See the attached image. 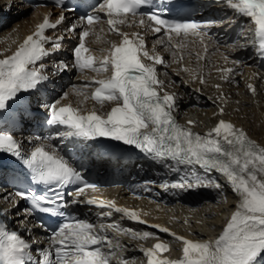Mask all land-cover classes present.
<instances>
[{
	"label": "snow or ice",
	"instance_id": "snow-or-ice-1",
	"mask_svg": "<svg viewBox=\"0 0 264 264\" xmlns=\"http://www.w3.org/2000/svg\"><path fill=\"white\" fill-rule=\"evenodd\" d=\"M212 2L226 4L236 15L248 18V32L252 38H246L239 47L247 49L251 45L256 56L264 59V0ZM171 3L172 0H97L96 4L90 5L91 12L79 17V24L66 28L65 32L76 36L78 43L73 45L72 59L54 62L50 74L56 76L75 69L81 74L89 70L96 75L86 82V88H91L90 94L86 88L73 85V93L84 97L77 106L62 103L68 99V92L43 104L48 112L46 123L56 129L55 137L59 139L90 141L108 138L134 147L161 163L174 161L177 165L191 166L190 178L185 176L180 181L162 184L165 191L169 188L212 187L222 194L224 186L210 174L214 171L225 179L238 200L218 236L210 240H192L171 232L167 227L150 225L179 242L182 254L177 259L163 257L162 254L170 250L169 244L156 237L158 242L152 247L139 246L147 264H264V146L251 139L242 128L224 119L203 135L193 131L194 121L189 120L188 126L178 123L174 115L178 107L176 94L165 91V81L157 72V65L168 66L165 59L155 47L149 51L141 32L122 30V27H140L151 31L157 36L156 43L170 49L177 63L184 58L178 52L187 47V38L196 37L204 52V55L195 53L196 59H205L209 51L206 40H211L207 29L217 21L168 18ZM56 5L62 8V13L55 22L45 16L11 55L0 58V114L20 99V94L38 90L49 81V75L45 74L47 65L41 61L57 53L65 37L53 38L46 32L55 30L65 21L64 11H74L65 0H56ZM99 24H107L108 31L120 39L118 43L111 42L108 49H100L104 54L96 57L86 47V38L94 34ZM46 45L51 47L46 48ZM224 59L227 61L228 57L224 56ZM179 71L190 70L183 68ZM192 71L195 79V70ZM218 71L227 80L233 69ZM200 83H205L202 77ZM248 87L255 91L253 85ZM88 99L99 105V109L95 106L84 108L83 103ZM105 105H111L110 110L105 111ZM223 113L224 109L220 108L219 114ZM53 139L51 135L45 137L27 153L22 150V141L0 130V153L22 160L33 174L35 184L48 186L42 193L27 189L3 197L13 204V208L0 207V264H112L114 259L116 264H129V260L117 255L126 245L119 240L114 242L109 231L127 235L132 240H147L155 234L122 227L115 222L95 224L85 219H67L69 205L86 204L108 210L99 214L101 220L119 213L129 221L146 223L136 210L117 206L115 201L81 199L86 189L97 186L87 181L67 154L53 145ZM197 166L200 172L195 171ZM70 185L76 186L74 191H61ZM66 195L72 198L66 199ZM21 200L29 204L22 212L16 211V215L23 217L19 225L25 232L31 233L28 217L37 211L60 218L61 222L54 229H48L42 221L38 223L50 233L47 248L34 247L38 240L25 238L17 230L8 229L6 218L18 209Z\"/></svg>",
	"mask_w": 264,
	"mask_h": 264
},
{
	"label": "bare ground",
	"instance_id": "bare-ground-1",
	"mask_svg": "<svg viewBox=\"0 0 264 264\" xmlns=\"http://www.w3.org/2000/svg\"><path fill=\"white\" fill-rule=\"evenodd\" d=\"M1 2H4L3 7L11 3L13 5L16 3L18 5L16 7L17 9L19 8L20 10L26 11H28L27 9H31L27 5L15 1L0 0V3ZM3 7L0 8V28L4 24L2 20L4 14L1 12L5 9ZM43 13H45L43 9H33L32 17L29 18L28 23L26 24L23 22L19 24L21 28L20 31H16L14 26L13 28H9V30H4V37L0 38V41L2 40L4 43V45L0 47V53L3 54L0 55V58L11 55L18 45L36 30V26L43 22ZM226 15L229 16L227 19L230 20L231 15L229 13H226ZM1 31L3 32V30H0V33ZM97 32L98 34L89 41L94 49H107L110 40L118 38L114 35L106 34L105 29L102 28H99ZM0 37H2V35ZM64 49L65 47H62V50ZM197 49L198 46H194V50ZM236 50H241L239 45ZM99 51L94 50V56L100 57ZM245 51L246 50H243L241 54V56L245 55V57L240 58L241 62H239L238 65L236 63H228L220 55L214 56L211 53L207 55L205 60L194 63L193 60H197L196 57L189 56L184 50L179 51L178 55L182 53L184 56V63L180 60V62L176 64L177 62H174L172 57L171 66L165 71L167 75L164 73L161 79L165 81V90L176 94L178 100L177 109L182 123L188 126L187 122L189 120L195 122L192 126L193 131L205 134L214 127L220 119H224L242 128L252 138L258 141L261 146H264V72L258 70L259 61L255 59V56L252 54L247 55ZM169 54L171 55V52H169ZM61 60L70 61L66 57H62L57 61ZM57 61L54 60L53 63ZM224 62L226 63L224 64ZM53 63H50L51 68L49 69V67H47L45 73L51 75ZM238 67L239 71L237 72L235 69ZM183 68H188L190 71H179ZM223 68L233 69V72L229 74L227 80L223 79V73L218 71V69ZM192 70H195V79H193ZM178 71L179 74L177 75ZM72 75L73 74H71V76ZM87 76H95V74H89ZM51 77L53 78L54 85H58V81L59 83L61 81H66L67 75H51ZM201 77L205 80L203 84L200 83ZM77 78L79 79L81 77L77 75L76 79ZM169 81H173L174 83L169 84ZM249 84L253 85L255 88L254 92L249 89ZM202 85L204 86L203 88ZM216 85H220V87L216 89ZM197 89H200V91H197ZM68 100H71L75 104H79L80 101L84 100V97L80 96L79 99H76L74 94H72ZM94 106L95 105L90 103V99L83 103V107L86 109H91ZM95 107L99 109V106ZM110 107L111 105H105V110H109ZM220 108L224 109L223 115L219 114ZM228 111H230V113H228ZM20 137L23 139L27 137L30 138L25 132L21 133ZM89 153L91 155L89 163L91 167L96 168V170H103L114 179H120L127 175L126 168H123L121 171H114L111 169L108 162H104L97 158L94 150L89 149ZM169 165L171 164H163L162 167H156L158 171L157 174L161 173L163 176L166 175L167 179L161 178L158 175L151 176V174H149L151 171L147 174V178L163 182L174 180L176 177L183 179L186 176V168H181L179 165H171L170 167ZM145 168L147 169L148 167ZM173 168L179 170L173 171ZM146 169H144V172H146ZM195 171L200 172V169L196 168ZM177 172L180 174L179 176H175ZM201 174L203 175L202 172ZM210 175L212 179L224 186L222 194L220 190H216L212 187L179 190L180 199L178 202L163 206L156 205L150 201H139L134 197H128L127 194L119 188H106L103 190V194L108 197H116L120 202H123L124 205L137 207L138 210L142 211L145 218L144 221H146L147 224L154 223L155 221L165 223L169 227L180 232L179 234L181 236H185L188 239L196 237L201 240H210L218 236L223 226L230 218L237 203V199L231 194L227 185H224L223 180L225 179L215 175L213 172ZM187 176L190 178V173ZM135 177L140 178L139 176ZM165 193L169 195L173 193V191L169 189L165 191ZM217 195L219 196L218 198ZM163 198L166 197L163 196ZM185 221H188V223H185ZM130 222L131 221L126 225H130L131 228L137 231H145L144 224L139 227H134ZM173 229H170V231H174ZM112 237L114 238V242L115 240H119L122 245H126V248L123 252H120V254H127L128 257L133 255V252L136 251V247L139 248L140 245L144 246V244H146L147 247H151L153 245V240H156V235L147 240H132L129 236L123 234L112 235ZM159 240L169 244L170 250L168 252H171L173 255H181V244L175 241L172 236L162 233L161 239ZM126 257L125 259H128ZM135 263V261L129 260V264ZM136 264L140 263L137 262Z\"/></svg>",
	"mask_w": 264,
	"mask_h": 264
},
{
	"label": "rangeland",
	"instance_id": "rangeland-1",
	"mask_svg": "<svg viewBox=\"0 0 264 264\" xmlns=\"http://www.w3.org/2000/svg\"><path fill=\"white\" fill-rule=\"evenodd\" d=\"M3 4H2V2L0 3V8L3 7ZM14 5L12 4V6H11V8L14 7V8H12V10L10 9L9 5L8 6H4L3 8H5V9L2 8L3 10L1 12L4 14V16L6 14V16H7L8 19L5 18V20L3 21L4 24L0 28V30H3V32L1 31V33H0V36L2 35V37H0V38H3L4 37L3 36L4 30H9V28H13V26H14V28H15L16 31H20L21 28H20V25L19 24L20 23H23V22H25L27 24L29 18L32 17V11H30L29 9H27L28 11H26V10H20L19 8L18 9L16 8L18 5H16V6H14ZM9 16H10V18H9ZM2 20H3V18H2ZM12 33H13V30H12ZM3 45H4V43L1 40L0 41V47H2ZM213 55L214 56H219V54H213ZM193 57H196V56H193ZM57 62H59V61H57ZM63 75H67V72H63V73L59 74V76H63ZM228 113H230V111H228ZM201 124H202V122H201ZM218 197L219 196L217 195V198Z\"/></svg>",
	"mask_w": 264,
	"mask_h": 264
}]
</instances>
